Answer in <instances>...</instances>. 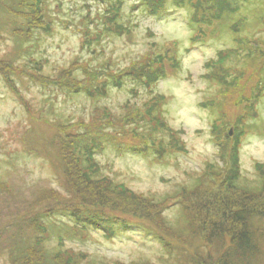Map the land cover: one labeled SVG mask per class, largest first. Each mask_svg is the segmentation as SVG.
<instances>
[{
	"label": "rangeland",
	"instance_id": "obj_1",
	"mask_svg": "<svg viewBox=\"0 0 264 264\" xmlns=\"http://www.w3.org/2000/svg\"><path fill=\"white\" fill-rule=\"evenodd\" d=\"M35 3L37 8L41 5ZM134 3H137V0H123L121 7L122 21L129 22L130 34L124 32L122 35L103 36L99 45L92 43L89 47V44L83 42L82 28L88 23L91 32L94 33L97 31L94 28L96 24L99 28L102 26L101 17L106 5L103 1L44 0L47 15H51L49 19L51 30L46 29L44 32L37 29L38 31L35 30L31 35L30 41L27 39L24 41V38L19 37L25 31L24 23L27 18L24 14H18V10L24 9L25 6L19 5V0H0V63L4 60L11 64L6 66V73L0 68L2 72L0 73V180L11 184L16 198L20 196L16 201V198L0 193V264H11L9 252L14 243L19 242L24 249L28 244L27 239L33 240L35 237L40 245L34 249V258L46 260L45 264H135V261H149L152 264H190L187 260H190V257L188 258L186 253L190 248L194 252L199 250L201 248L199 242L187 248L178 242L172 250L166 249L158 236L155 237L149 231L147 224L152 228H155V225L178 227V210L176 205L171 204L182 198L171 200L168 197L174 195L182 185L193 189L198 183L197 187H199L196 189L198 194H196L203 203L206 202L210 206V214L214 218L215 205L210 203H217L220 197H224V193L232 194L231 189L226 192L223 182L209 170L208 173L206 170L203 174V168L205 161L209 159L219 160L220 165H224L222 167L227 166L229 155L227 151L233 148L234 140L230 137L235 130L233 129L235 116H238L242 109L233 104L237 95L234 91L222 94L224 100L221 107L227 114L223 113V116L215 121V114L208 106H204L206 99L210 98L215 88L202 77V74L208 70L205 66L207 62L217 58L218 51L224 54L237 44L247 45L244 41L242 43V40H235L236 36L256 37L264 41V23H258L255 17L258 13L264 15V0H238L237 4L241 9L235 16L239 19L245 18V26L236 34L222 28L217 36L207 39L205 37L201 40L191 38L194 32L189 24L194 12L192 6L187 4L177 6L172 0H166L159 8L160 11L151 13L144 3L133 8ZM28 11L30 12L31 9ZM261 11L263 14L260 13ZM41 22L42 20L40 24ZM18 25L19 27H16ZM19 39L24 41L23 51L20 53L17 49ZM169 44L176 46L174 50L180 67L176 69L169 67L166 77L160 76L150 93L143 86H138L135 88L137 93L134 94L129 89L131 81L127 79L126 86L125 84L121 88L109 86L108 94L104 97L100 96L93 102L83 91L68 93L56 88L44 87L36 82L38 78L34 80L27 75L19 74L20 68L29 65L32 67L27 69L35 77L40 72L54 77L59 69L68 68L76 70V77L80 80L83 69L75 64L74 60L85 62L91 68H104V64L107 63L109 68L115 70L125 67L137 58L138 61L145 59L142 54L146 56L147 53L152 55L153 66H159L157 65L160 64L159 54L163 56V64L169 66L163 54L165 46ZM158 48L160 50H157ZM243 48L246 50L244 46ZM258 50L264 52V47ZM237 52L243 50L237 49ZM229 56L225 64L236 65L238 62L236 64L232 62L235 55L229 54ZM262 56L264 57V54ZM238 64L242 65L240 62ZM89 70L87 78L93 79L96 72L94 71L95 75L90 76L93 69ZM13 71L15 74L11 73ZM7 73H10L11 82L15 83L16 93L14 86L11 90L8 84L3 82L2 74ZM84 73L82 72L83 75ZM67 76L60 74L57 78L64 83L63 80H66ZM227 80H230V75L227 76ZM256 81L255 73L249 70L242 81V93L250 96ZM82 85L83 83L81 87ZM155 93L165 94L167 101L162 105L161 116L168 123L169 130L180 136L185 151L170 152L160 158L153 152L139 153L130 148L117 151L113 146H109L102 152L95 153V158L98 159L99 164H102L103 174L114 179V186L110 185L107 192L96 196L94 200H99L101 205L108 206V213L119 218L124 217L131 224L124 226L117 219L111 237H107L105 228L92 227L83 235L78 233L77 236H72L69 233L63 236V242H59L56 232L51 233L50 228L47 230L46 227H42V230L22 227L26 236L22 240L11 236L14 231L19 230L17 215L24 207L22 197H25V203L39 202L41 205L37 208L41 210L47 204L44 199L48 196L60 197L61 200L65 198L53 191H47L54 188L65 194L61 187L64 182V161L60 159L61 150L55 143L60 135L65 136L69 142L72 137L69 133L82 129L83 125L77 123L80 121L89 123L99 116L97 107H103L105 112H117L119 106L127 102V99L139 105ZM256 106L258 114L256 118L250 119L253 124L246 129L238 145L241 173V183L238 181V185L240 186L245 184L254 186L262 179L255 175L254 169L256 163L264 164V96ZM147 107L149 106H143L138 118L142 115L146 116ZM120 134L123 135L122 132ZM158 139L163 140V143L169 141L170 146H177L176 142L170 139L168 132L157 133ZM147 142L149 146L156 147L155 140ZM99 185L105 187L107 184L100 182ZM120 186L130 190V193H125ZM37 189L43 193L38 200ZM196 194L190 195L187 201L185 199L182 201L187 205L199 203L195 198ZM132 195L146 197L148 200L150 197L153 200H166L167 202L161 205L162 215L156 216L155 207L147 208L144 210L145 214L151 216L155 214V217L152 221L138 224L135 219L137 216L131 215L134 210L132 201L127 199ZM146 204L147 201L143 208L147 207ZM121 205L125 215L115 212L116 206ZM78 212L79 210L75 214L77 215ZM81 214L84 215L85 212ZM139 214L140 212L138 216ZM208 218L214 219L212 216ZM59 219L74 226L68 216L59 215ZM52 251L58 252L57 262L52 260L49 254ZM41 253L42 258L39 256ZM98 260H102L101 263Z\"/></svg>",
	"mask_w": 264,
	"mask_h": 264
},
{
	"label": "trees",
	"instance_id": "obj_2",
	"mask_svg": "<svg viewBox=\"0 0 264 264\" xmlns=\"http://www.w3.org/2000/svg\"><path fill=\"white\" fill-rule=\"evenodd\" d=\"M100 1L106 4L103 10L104 14L101 17L102 26L99 28L96 24L94 28L97 31L94 33L91 32L88 23L82 28L84 36L83 42L87 45L89 44V47L92 43L99 45L103 36L122 35L124 32L130 34L129 22L127 20L122 21L123 11H121V7L123 0ZM172 1L177 6L185 4L192 6L191 8H193L194 12L189 22L195 32L191 34L192 39L201 40L205 37L207 39L208 37L217 36L222 28L229 30L232 34H236L240 31L241 27L245 26V18L239 19L235 16L241 9V6L237 4L238 0ZM35 2L41 5L37 8ZM165 2L166 0H137V3L133 4V8L135 5L137 6L139 4L141 6L144 3L151 13H157ZM20 4L25 7L24 9L18 10V14L26 15L27 19L24 23L26 27L25 31L19 38L22 37L24 41L26 39L30 41L31 35L35 30L38 31L37 29H40L44 32H46V29L47 31L51 30V26L49 25L51 15H47V9L44 8V0H19ZM28 9H31V11L29 12ZM260 13L263 14L262 11ZM257 15L260 16L259 18L255 15L258 23H264V15L261 16L259 13ZM41 20L42 22L40 24ZM20 22L22 25V21ZM16 27H19V25ZM20 30L22 31V29ZM237 39L247 44L246 46L243 45L246 50H244L241 44H237L235 47L224 52V54L218 51L217 58L207 62L205 66L208 70L202 74V77L215 88L210 98L206 99L204 103V106H208L210 111L215 114V121L220 119L225 111L221 107L222 101L224 100L222 94L234 91L237 95L236 97L233 95L235 97L233 104L242 109V112L238 116H235L234 134L231 137L227 134L228 138L230 137L234 140L233 148L227 151L229 152L227 166L222 167L224 165H220L219 160L209 159L205 161L203 168V174L206 173V170L208 173L209 170L212 175L223 182L226 192L231 189L232 194L226 195L224 193V197H220L221 199L217 203H210V205H215L213 214L216 217L214 218L210 214V206L206 202L203 203L199 199L200 197L198 198L197 196L196 189L199 187H197L198 183L193 189L179 184L180 186L182 185L181 188L176 190L174 195L169 196V199L176 200L179 197L187 201L190 195L197 193L195 198L199 203L187 205L182 200H176V202L171 204L176 205V210H178V227L171 228L169 226L155 225L156 227L152 228L147 224L149 231L155 237L158 236L157 238L166 249L172 250L178 245V242L186 248L190 247V245L192 247L199 242L201 246L199 250L194 252L190 248L186 253L188 258L190 257V260L187 259L190 264H264V164L256 163L255 165V175L258 178H262L260 182H257V185H238V181L241 183L240 162H238L240 138L246 133V129L253 124V122H250V119L256 118L258 114L256 105L264 96V57L262 56L264 52L258 50L264 47V41L261 38L250 36H247V38L236 36L235 40ZM23 40L21 41L19 39L17 43L19 53L23 51ZM158 47L161 48V46ZM174 47L176 48L175 44H169L163 50L169 66L165 65V63L163 64L164 60L161 54H159L158 59V63L160 64H157L159 66H153V62L151 61L152 55L147 53L146 56L142 54L145 59L138 61L137 58V60L131 61L125 67L115 70L109 68L107 63L104 64V68H91L85 62L80 63L74 60L73 62L75 64L81 66V69H83L82 72H85V75L82 72L80 73V80L76 77V70L68 68L59 69L54 74V77L51 75L46 76L41 72L37 73V77H35L27 69L32 67L29 65L28 67L20 68L19 74L27 75L34 80L38 78L36 82L44 87H52L68 93H79L83 91L93 102L100 96L104 97L107 95L109 86L121 88L127 79L131 81V87L129 89L134 94L137 93L135 88L138 86H143L150 93L152 86L160 79V76L166 77V72L169 67H171L170 69L180 67ZM160 48L157 50H160ZM237 49H242L243 52L239 53ZM229 54L235 55L232 62L234 64L240 62L242 67L238 63L234 66L225 64L226 59L230 57ZM7 65L11 64L4 60L0 63V68L5 73ZM35 65H37V62ZM89 69H93L90 76L95 75L96 72L93 79L87 78L88 72L90 73ZM249 70L255 73L257 81L251 89L250 96H246L242 93V81ZM11 73L15 74L14 71ZM60 74L68 75L65 78L66 80H63L64 83H61L57 78ZM229 75L230 80L226 81ZM2 78L3 82L8 84L12 90L15 83L13 84V81L11 82L10 73L2 74ZM81 82L83 83L82 87ZM14 91L15 93L17 92L16 86H14ZM166 101L165 94L155 93L139 105L127 99V102L119 106L117 112H105L103 107H97L96 110L99 111L97 113L99 116L90 120L89 123L85 121L77 123L83 125L82 127L80 126L82 129L69 133L72 136L69 142L65 136L61 137L60 135V138L55 143L59 145L61 150L60 159L64 161V182H62L61 187L65 194L54 188L47 191H53L65 198L61 200L60 197L48 196L44 199L48 205L45 203V207L41 210L37 208V206L41 205L39 202L35 204L25 203V197H22V205L24 207L23 210L18 211L17 215L19 230L14 231V234L11 233L13 235H10L22 240L26 238L22 227H31L35 230H42V227H46L47 230L50 228L51 233L56 232L57 237H59V242H63V236L69 233L72 236H77L78 233L83 235L88 233L89 228L92 227L105 228L107 237H111L115 228L114 223L117 219L124 226L131 224L124 217L119 218L116 217L117 215L108 213V206H103L101 202V204L99 203V200H94L96 196L107 192L106 190L110 189V185L114 186V179L103 174L102 164H99L98 159L95 158V153L96 151L102 152L104 148H108L109 146H113L117 151H124L130 148L139 153L141 151L145 154L153 152L160 158H163L170 152H184V142L181 141L180 136L176 132L169 130L168 123L161 116V108ZM145 105L149 106L146 110V116L142 115L138 118L139 112L143 110V106ZM225 113L227 114V112ZM162 131L170 133V139H173L177 146H170L171 143L169 141L163 143V140H157V133ZM148 140H155L156 147H153V145L149 146L147 144ZM70 144L73 145L71 146ZM75 171H78V173H75ZM100 182H105L108 186L101 187L99 185ZM120 187L125 193H130V190H127L123 186ZM13 192L14 190H12L11 184L0 180V193H5L10 198L14 197L15 199L16 195ZM36 192L38 193V200L43 193H41V190L38 191V189ZM19 198L20 196L16 198V201ZM127 199L128 201H132L134 210L131 215L137 216L135 219L138 224L144 223L145 221H152L155 214L156 216L157 214L161 216L163 213L162 206L167 202L166 200L161 201L160 199L153 200L152 197L149 198V202L146 197L142 198L133 195ZM146 201L147 207L143 208ZM90 204L97 206L90 207ZM32 207L36 208L33 209ZM154 207L157 208V211L153 216L145 214L144 210ZM121 208L122 205L120 207L116 206L117 211L113 210L125 215ZM77 210L79 212L76 215ZM82 212H85V214L82 215ZM139 212L140 214L138 216ZM59 215L68 216L70 221H73L74 226L59 219ZM208 216H212L214 219H209ZM200 228L203 232L200 231ZM27 240L28 244L25 245L24 249L19 245V242L12 245L13 247H11V251L9 252L11 264H45L46 260H36L34 258V249L40 245L38 239L35 237L33 240L30 238ZM202 247H205V249ZM42 252L45 253L46 251L42 250ZM57 253V251L49 253L52 260H56V262L58 260L56 259ZM39 256L42 258V253ZM98 261L101 263L102 260ZM134 263L152 264L149 261H135Z\"/></svg>",
	"mask_w": 264,
	"mask_h": 264
}]
</instances>
